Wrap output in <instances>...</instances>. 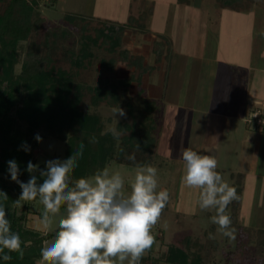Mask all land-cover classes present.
I'll use <instances>...</instances> for the list:
<instances>
[{
	"label": "trees",
	"instance_id": "obj_1",
	"mask_svg": "<svg viewBox=\"0 0 264 264\" xmlns=\"http://www.w3.org/2000/svg\"><path fill=\"white\" fill-rule=\"evenodd\" d=\"M216 1L221 6H233L243 0ZM36 6L35 0H0V192L6 193L8 197L5 200L0 193V204L6 207L12 230L19 233L24 250L23 259L13 252L9 253L11 260L0 258V264H37L41 259L40 249L44 241L53 236L52 233L45 236L25 225L33 201L22 202L24 205L20 208L14 206L21 189L10 179L8 172L7 162L15 159L21 170L18 179L26 182L30 178L25 169L29 161L36 164L33 150L40 144L34 138L36 134L41 137L47 134L62 140L65 144L64 159L75 153L83 142V156L72 173L73 179L90 176L112 161L130 166L151 164L156 142L157 122L152 114L156 107L142 96L141 89H137L134 99L125 96L130 83L134 80L139 83L140 77L131 75L115 80L107 74H101V70H111L116 61L140 71L144 68L143 56L130 55L121 45L127 26L145 30L142 20L149 13L144 11L138 17L128 15L123 23L98 19L102 21L101 25L93 27V33L90 34L88 25L91 16L65 12L64 20L80 32L77 41L79 48L68 47L61 54L76 67L77 70L71 71L57 64L56 57L58 46L61 47L71 37V30L67 27L53 28L41 40L32 38L44 21V16ZM95 46L98 52H94ZM102 48L114 56L103 55ZM18 63L20 69L16 71ZM93 65L98 73L95 76L96 84L80 77L82 69ZM104 102L111 107L119 104L126 108L133 118L132 123L124 122L118 126L123 130L133 126V132L120 136L119 140L110 133L102 134L108 124L99 112L90 111L89 106ZM93 136L97 142L89 143V138ZM25 142L30 146L28 152L21 148ZM137 143L140 145L139 151L136 150ZM132 153L135 154V162L126 158ZM38 166L40 169L45 168L43 164ZM35 174L38 183L42 182L39 172ZM237 196L239 203L240 191ZM211 241L217 245L215 239ZM187 247V244L182 247L169 244L163 259L174 264H203V257L196 252H191V255ZM158 261V258L146 254L141 264H158Z\"/></svg>",
	"mask_w": 264,
	"mask_h": 264
},
{
	"label": "rangeland",
	"instance_id": "obj_2",
	"mask_svg": "<svg viewBox=\"0 0 264 264\" xmlns=\"http://www.w3.org/2000/svg\"><path fill=\"white\" fill-rule=\"evenodd\" d=\"M28 1L32 2L33 0ZM35 1L37 2L36 8L39 10V13L44 16V21L40 29L37 32H34L32 38L41 40L44 37V34L53 28L67 27L69 30H71V37H69L65 44H62L61 47L58 46L56 53V57L58 60L57 64H61L62 67L71 71L77 70L76 67L61 54L63 49L65 48H79L77 41L79 40L80 32L73 25L64 20L63 15L65 12H76L91 16L92 18L89 19L88 25V27H90L91 29L90 31L86 29V31H89V33L92 34V28L98 27L102 23V21H98V19L122 21L127 19L128 15L138 17L144 11L150 13L152 8V2H150V0ZM202 1L205 2L206 0ZM250 1L251 0H244L243 4H248V2ZM158 2L160 1H155V4L157 5V11L154 13L153 17L152 15L147 14L145 19L142 20L145 22V30H139L138 28L127 26L124 31V37L122 41L123 44L121 45V48L127 49L128 54L131 53L134 55L138 53H136L137 51L135 53L133 52L134 50H136L132 49L133 42H135L136 45L139 44L138 46L148 45L150 47L152 45L153 50L150 49L151 52H149V54L152 56H150L152 59H148L150 63L155 62L156 58L162 56V53L159 54L160 52H158V50L162 49L164 51L163 48L169 47V39L165 34H163L164 38L158 34L156 35L157 38L153 40L152 38L154 37V35L152 36V34H149L148 37L145 38L141 35L142 33H148V30H150L149 28H161V19L164 17L165 13L168 19V25H166L168 27L165 30L169 32L174 30L177 41H186L188 40V38H190V42L183 45L186 49L189 45H192V38H194L197 32V28L194 22L198 19H203V14L205 12V9H201V7L203 6L199 7V0H192V2L194 3V7L192 8L191 13L187 11L188 9L183 8L185 7V5L182 6L181 4H177L174 2V0H171L170 4L168 5H164L161 2ZM179 3H181V1ZM182 3H185V1L183 2L182 0ZM195 4L198 5V7H196ZM178 5L180 7H178ZM257 13H260L261 19H264V12L257 11ZM175 22L179 24L178 27L176 26V24L174 25ZM128 30H131V32H129ZM187 31L189 32L188 36L185 35ZM137 33H140V36ZM167 33L168 32H166V34ZM150 38L152 39V41H154L152 44ZM130 41H132V43ZM93 48H95L94 52H98V48H96V46ZM100 50L103 51V48ZM103 52V55H106L108 57L114 56L113 53H107V51L105 50ZM153 56H155V59H153ZM19 69L20 63L17 64L16 71H19ZM183 71H189V66L184 65ZM101 72L102 75L107 74V76H110L115 80L121 78L124 79L130 77L131 75L136 76V69H134L133 71L132 66H126L125 63L119 61L115 62V65L111 70H101ZM80 73V77L88 80V82H90L91 84H96L95 76L97 77L98 73L94 69V65L92 67L82 69ZM139 77H141V79H139L141 83L142 79L143 81L146 79V82H149L151 80L149 76L141 75ZM207 83L209 84V82ZM135 90H137V88H135V85L132 84L131 86H128L125 96H130L132 99H134L136 96L134 94ZM256 104H259V102H257ZM111 108L112 107L105 102L94 107L89 106L90 111L94 110L99 112L103 120L108 125L113 123ZM121 108L125 110L127 115L126 117L116 116L118 124L124 122L131 124L133 120L132 116L127 113L125 107ZM190 124L192 126L191 132L193 134H188V137L184 133H166L164 135L155 134L157 144L154 148L155 154L153 156L151 165H154L158 169L160 188L168 189L170 193V200L167 206L163 209L158 224L152 229V233L156 238V243L154 244L153 248L147 253V255H152L153 257L158 258V264H174L171 261H165V259H162V256L164 252H166L168 245L176 244V246L178 245L182 247V245L187 244V250L190 253L196 252L199 256L203 257L202 259L204 264H236V262L237 264H258L259 261L256 262V255H260L261 250L254 244H259L261 242L262 232L260 231L262 230L256 229L254 227V222L252 223L254 225L245 223V226H243L242 224H240V220L237 217L238 213H235V211L239 210L240 200L239 203H237L238 200L236 199L228 206V211L232 220V226L237 230L236 239L230 240L227 237L221 236L217 231V226L210 223V215H213L214 213L212 211H202L198 208L196 203L198 190L195 188L186 187L183 181V161L181 157V151L184 148H192L193 150L199 152V150L201 149L200 140L202 134L199 132L200 122L193 119L191 120ZM245 125L244 122L240 121L238 123V127L228 130L227 132L229 133L225 134V137L223 139L224 143L219 149V155L216 156V159L219 163L218 168L220 169L217 170L220 171L223 178L231 186H234L236 188L237 195L239 191L241 193L242 188L240 186L241 184L239 179L243 176L246 185L245 195L247 198H252L250 211L251 215L255 217L258 213H264V146L261 147L260 156H253L252 158L249 157L247 160L246 167L248 171L252 173V175L248 174L247 176H245L241 172H239L238 169L243 159V155L240 154V151L241 153L243 151L240 150V148L238 149V147L235 150L234 147L239 145L237 141L243 136ZM251 127L252 126H250V128ZM117 128L118 131H120L121 136H123L124 134L129 135L134 129L133 126H130L123 130L119 129L118 125ZM246 129L248 130V128ZM168 130L171 131L170 128ZM262 143H264V141ZM64 149L65 144L62 140L47 134L44 135L38 148L33 150L36 158V164H43L45 167L44 162L47 160L56 158L64 160ZM169 153H171V155H169ZM107 166L120 170L124 175L126 182L133 175L134 166L120 164L113 161L109 162ZM230 173H233L232 176H230ZM41 211H43V206L40 204L39 199L33 201V203H30V211L27 213V219L24 222L25 225L29 228L37 230L38 220L40 218L39 213ZM247 220L251 222V220L253 221L255 219L247 218ZM165 224H167V227H164ZM39 232L41 233V231ZM209 233L215 235V240L217 242L216 246L214 242L212 243V239L208 238ZM51 239L52 237L47 239V241L50 242ZM195 240H197L198 242ZM209 244H214V246L210 247L211 245ZM261 246H263V244ZM39 260L41 261V259Z\"/></svg>",
	"mask_w": 264,
	"mask_h": 264
},
{
	"label": "clouds",
	"instance_id": "obj_3",
	"mask_svg": "<svg viewBox=\"0 0 264 264\" xmlns=\"http://www.w3.org/2000/svg\"><path fill=\"white\" fill-rule=\"evenodd\" d=\"M111 114L113 123L102 134L110 133L119 140L121 133L116 116L127 114L119 104L111 108ZM34 138L42 141L39 134ZM96 142V137L89 138V143ZM84 147L81 142L68 158L45 161L44 169L27 162L25 171L30 178L26 182L18 179L21 170L17 161L7 162L10 179L21 189L14 206L20 208L24 205L22 202L38 198L43 211L37 230L45 236L53 234L51 241L46 240L40 249V264H140L156 243L152 229L158 224L170 193L167 188H160L158 169L151 164H135L127 182L120 170L108 166L90 176L73 179L72 173L78 167ZM21 148L30 151L26 142ZM136 150H141L138 143ZM181 157L182 178L186 187L198 190V208L212 211L210 223L217 226L221 236L235 240L237 230L232 226L228 206L238 199L236 188L217 171L218 161L213 155L184 148ZM126 158L133 162L136 159L134 153ZM37 172L42 182L38 183ZM0 193L8 199L6 193ZM208 238L216 237L209 233ZM13 252L23 259L20 235L12 230L6 207L0 204V258L9 261L12 259L9 253Z\"/></svg>",
	"mask_w": 264,
	"mask_h": 264
},
{
	"label": "crops",
	"instance_id": "obj_4",
	"mask_svg": "<svg viewBox=\"0 0 264 264\" xmlns=\"http://www.w3.org/2000/svg\"><path fill=\"white\" fill-rule=\"evenodd\" d=\"M155 1L150 0L152 8L149 15L152 17L157 11ZM159 1L164 5L171 2ZM184 1L174 0L177 4L185 5L183 8L191 13L194 3L192 0ZM243 1L233 6H221L216 0H199V7L203 6L201 9H205V12L203 19L194 22L197 32L192 38V45L186 49L183 45L190 42V38L177 41L174 30L166 31L168 19L164 13L161 28H149L148 33L141 35L146 38L152 34L155 40L156 35L165 34L169 39V47L163 48L164 51L157 49L162 56L150 63L148 59H152L149 54L153 50L152 45L138 46L130 41L132 49H136L133 52L137 51L136 55L144 58V68L140 71L132 66L133 71L136 69V76H149L151 80L146 82V79H142V83L134 80L129 86L133 84L135 88L141 89L142 96L156 107L152 113L157 122L155 134L184 133L188 137V134H193L191 120L199 121L202 136L198 153L202 155L216 158L225 134L229 133L227 131L238 127L240 121L244 122L243 136L238 139L239 145L234 149L238 147L243 151H240L243 159L238 171L247 176L252 175L246 167L248 158L260 156L261 147L264 146V131L250 128L244 120L257 102H264V36L261 35L264 32V19L257 13L264 12V0H251L248 4H243ZM137 34L140 36V33ZM185 35L188 36L189 32ZM184 65L189 66V71H183ZM230 174L232 176L233 173ZM239 181L242 189L237 217L243 226L254 222L255 225H252L262 230L261 242L254 245L261 250L260 255H256V262L264 264V213H258L255 217L251 215L252 198L245 195L243 176ZM247 218L255 220L249 222ZM39 261L37 264H40Z\"/></svg>",
	"mask_w": 264,
	"mask_h": 264
},
{
	"label": "built area",
	"instance_id": "obj_5",
	"mask_svg": "<svg viewBox=\"0 0 264 264\" xmlns=\"http://www.w3.org/2000/svg\"><path fill=\"white\" fill-rule=\"evenodd\" d=\"M263 102H259L253 109L249 112L245 118V122L248 126L260 129L264 131V106Z\"/></svg>",
	"mask_w": 264,
	"mask_h": 264
}]
</instances>
